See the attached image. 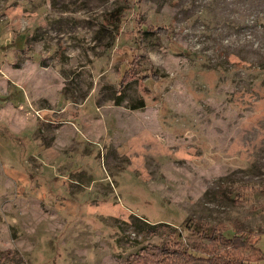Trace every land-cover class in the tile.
Here are the masks:
<instances>
[{
    "label": "rangeland",
    "instance_id": "1",
    "mask_svg": "<svg viewBox=\"0 0 264 264\" xmlns=\"http://www.w3.org/2000/svg\"><path fill=\"white\" fill-rule=\"evenodd\" d=\"M156 246L264 264V0H0V264Z\"/></svg>",
    "mask_w": 264,
    "mask_h": 264
},
{
    "label": "trees",
    "instance_id": "2",
    "mask_svg": "<svg viewBox=\"0 0 264 264\" xmlns=\"http://www.w3.org/2000/svg\"><path fill=\"white\" fill-rule=\"evenodd\" d=\"M154 225H151V227H149V231L153 232ZM216 234H218V237L216 236ZM214 235H215V239L218 238L222 241H224V243L230 244V246H232V248H234V250H237L238 248H245L246 246L251 245L249 243V237L245 236L244 234H237L235 235L232 239H227L224 235L223 232H221L219 230V232L217 233L216 230L214 231ZM156 249L157 252H151L148 249H143L142 252L140 254H138L136 258V260L143 262V264H159L161 263L159 260V256L161 255L162 252L165 251L164 248H160L158 246L154 247ZM145 253L143 256L142 254ZM216 258H219V260H221V255H215ZM237 264V263H235ZM239 264H245L243 263H239Z\"/></svg>",
    "mask_w": 264,
    "mask_h": 264
}]
</instances>
